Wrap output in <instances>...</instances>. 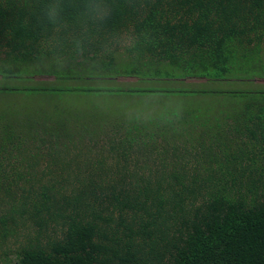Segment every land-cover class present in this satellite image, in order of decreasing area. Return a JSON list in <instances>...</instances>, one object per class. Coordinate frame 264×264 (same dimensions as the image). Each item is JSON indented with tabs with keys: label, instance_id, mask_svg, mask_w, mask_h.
I'll return each mask as SVG.
<instances>
[{
	"label": "trees",
	"instance_id": "trees-1",
	"mask_svg": "<svg viewBox=\"0 0 264 264\" xmlns=\"http://www.w3.org/2000/svg\"><path fill=\"white\" fill-rule=\"evenodd\" d=\"M49 2L0 0L1 78L138 84L0 91L221 99L160 120L1 115L0 264H264V88L213 87L264 79V0H109L102 24L62 0L60 26Z\"/></svg>",
	"mask_w": 264,
	"mask_h": 264
},
{
	"label": "rangeland",
	"instance_id": "rangeland-1",
	"mask_svg": "<svg viewBox=\"0 0 264 264\" xmlns=\"http://www.w3.org/2000/svg\"><path fill=\"white\" fill-rule=\"evenodd\" d=\"M174 77L172 80L174 83H182L180 79L182 78L183 73L177 68L173 67L172 69ZM164 75V74H162ZM112 81V80H111ZM196 85L200 89L203 85H206L205 79H189L187 84ZM137 78L123 77L118 78L112 82L110 81H101V80H77L69 82H61L55 79L53 76H36L32 79H10L6 80L0 77V90L1 89H18L22 90L24 88H66L65 86L71 87V89L76 88H103V89H114L115 87H130L137 85ZM254 86L250 85L249 82H237L233 84L219 83L214 84V88L223 90H230V88H264V79H254ZM202 85V86H200ZM145 86V85H144ZM208 86V85H206ZM232 86V87H231ZM149 87H152L149 85ZM148 87V88H149ZM205 87V86H204ZM63 96V97H62ZM219 97L212 96H195V95H185V96H169L167 97L164 94L159 93H145V94H134V95H97V94H84V93H73L72 95H55L48 93H38L31 95L28 92L23 93H13L11 91H0V116L7 114L15 121L27 122V123H46L47 120L52 119L49 122H52L58 127L56 117L53 113H57V107H60L64 112L69 114L71 117L77 114H82L83 117L94 115L99 117L98 119H103L106 122L116 121L117 117H122L128 119V117H141L142 119L148 120H160L162 116H169L172 113H188L194 111L195 109H207L211 107H216V101L220 100ZM227 99V97L223 98ZM230 99V98H228ZM227 99V100H228ZM229 101V100H228ZM219 108V107H218ZM63 112V113H64ZM203 111L201 117L207 119V115L212 113ZM66 113L63 114L64 118ZM103 117V118H102ZM200 117V118H201ZM75 117L71 118V121L74 122ZM100 119V120H101ZM211 119V115L209 116ZM70 121V120H69ZM101 123V121H100ZM21 130V129H20ZM40 134L39 144L48 141L50 138L47 134ZM0 136L4 137L2 130H0ZM44 139V141H43ZM88 137H86L85 142H88ZM85 143V144H86ZM38 144V145H39ZM77 146L81 147V144L75 143ZM36 145H30L31 152L36 151ZM72 152H75L71 148ZM85 152H83L84 154ZM31 155H27L29 158ZM46 159L41 164L43 168L41 170H46ZM58 163L56 164V166ZM55 166V173H60L61 171ZM63 166V165H61ZM60 171V172H59Z\"/></svg>",
	"mask_w": 264,
	"mask_h": 264
},
{
	"label": "clouds",
	"instance_id": "clouds-1",
	"mask_svg": "<svg viewBox=\"0 0 264 264\" xmlns=\"http://www.w3.org/2000/svg\"><path fill=\"white\" fill-rule=\"evenodd\" d=\"M112 8L109 0H83L82 15L87 22L93 24H102L111 15ZM45 15L48 21L54 26H60L63 23V4L62 0H50L46 9ZM76 46L82 50V41L76 40Z\"/></svg>",
	"mask_w": 264,
	"mask_h": 264
},
{
	"label": "crops",
	"instance_id": "crops-1",
	"mask_svg": "<svg viewBox=\"0 0 264 264\" xmlns=\"http://www.w3.org/2000/svg\"><path fill=\"white\" fill-rule=\"evenodd\" d=\"M189 79L186 80V83L188 82ZM193 80V79H192ZM191 84V83H190Z\"/></svg>",
	"mask_w": 264,
	"mask_h": 264
}]
</instances>
